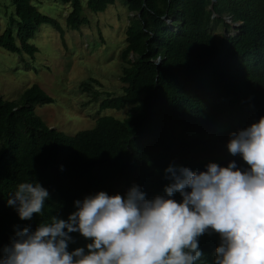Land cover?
<instances>
[{"label": "trees", "instance_id": "1", "mask_svg": "<svg viewBox=\"0 0 264 264\" xmlns=\"http://www.w3.org/2000/svg\"><path fill=\"white\" fill-rule=\"evenodd\" d=\"M114 2L86 0V7L100 12ZM123 2L133 14L120 53L121 93L102 97L98 108L121 110L133 104L126 118L98 115L92 128L68 135L49 128L34 112L35 105L53 101L40 85L31 84L15 100L0 97V260L18 231L34 232L52 217L67 221L77 211V200L100 191L125 196L133 185L147 199L165 195L173 182L166 178L170 165L201 172L209 163L227 167L235 161L238 169L249 168L240 155L229 153L227 144L231 133L264 117V0ZM68 3L66 27L78 29L85 20L82 2ZM13 4L16 31L11 23L0 33L2 48L33 56L37 47L29 40L43 23L63 34L59 22L31 0ZM226 17L239 23L234 33ZM218 26L225 28L219 38L213 34ZM94 81L80 88L90 92ZM21 183H39L49 192L43 213L30 220H21L8 205ZM172 198L183 199L179 192ZM69 235V252H87L91 240L79 232ZM220 243L211 229L200 236L203 255L196 264H214Z\"/></svg>", "mask_w": 264, "mask_h": 264}, {"label": "clouds", "instance_id": "2", "mask_svg": "<svg viewBox=\"0 0 264 264\" xmlns=\"http://www.w3.org/2000/svg\"><path fill=\"white\" fill-rule=\"evenodd\" d=\"M230 135L229 153L248 169L235 161L201 172L170 165L173 182L152 199L138 185L125 196L100 191L75 201L67 221L52 217L34 232L18 231L0 264H196L198 238L209 229L221 238L214 264H264V117ZM177 192L182 202L172 198ZM48 198L39 183H21L8 205L30 220ZM73 232L92 241L87 252L68 251Z\"/></svg>", "mask_w": 264, "mask_h": 264}, {"label": "rangeland", "instance_id": "3", "mask_svg": "<svg viewBox=\"0 0 264 264\" xmlns=\"http://www.w3.org/2000/svg\"><path fill=\"white\" fill-rule=\"evenodd\" d=\"M81 2L84 24L71 29L65 24V16L70 11L68 0H31L40 12L59 22L63 34L51 24H41L29 40L37 47L33 56L26 51L11 52L0 46V97L15 100L31 84L40 85L53 101L35 105L34 112L49 128L68 135L92 128L98 115L111 114L124 119L134 106L128 105L121 110L99 111L98 108L102 97L121 93L120 53L133 13L128 12L123 0H115L100 12L87 8L86 0ZM13 16V0H0V33L11 23L16 31ZM225 21L231 25L229 33H234L236 24L227 17ZM224 30L218 26L213 34L219 38ZM88 79H95L90 83L94 86L90 92L80 88ZM96 96L98 100L94 99Z\"/></svg>", "mask_w": 264, "mask_h": 264}, {"label": "bare ground", "instance_id": "4", "mask_svg": "<svg viewBox=\"0 0 264 264\" xmlns=\"http://www.w3.org/2000/svg\"><path fill=\"white\" fill-rule=\"evenodd\" d=\"M236 25H238L239 23H235Z\"/></svg>", "mask_w": 264, "mask_h": 264}, {"label": "water", "instance_id": "5", "mask_svg": "<svg viewBox=\"0 0 264 264\" xmlns=\"http://www.w3.org/2000/svg\"><path fill=\"white\" fill-rule=\"evenodd\" d=\"M168 21V20H167ZM157 63H159V59H158V62Z\"/></svg>", "mask_w": 264, "mask_h": 264}]
</instances>
